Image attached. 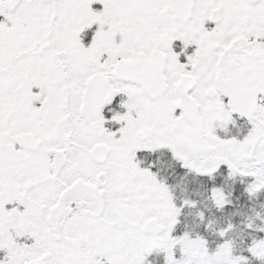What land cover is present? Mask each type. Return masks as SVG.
I'll return each mask as SVG.
<instances>
[{
  "label": "snow or ice",
  "instance_id": "obj_1",
  "mask_svg": "<svg viewBox=\"0 0 264 264\" xmlns=\"http://www.w3.org/2000/svg\"><path fill=\"white\" fill-rule=\"evenodd\" d=\"M0 264H264V0H0Z\"/></svg>",
  "mask_w": 264,
  "mask_h": 264
}]
</instances>
